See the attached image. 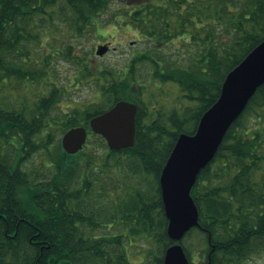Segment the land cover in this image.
I'll use <instances>...</instances> for the list:
<instances>
[{"label":"trees","instance_id":"16d2710c","mask_svg":"<svg viewBox=\"0 0 264 264\" xmlns=\"http://www.w3.org/2000/svg\"><path fill=\"white\" fill-rule=\"evenodd\" d=\"M112 1L0 0V264H163L175 242L161 170L178 135L195 132L227 73L264 39V0H129L114 10V22L139 33L151 51L94 66L72 40L97 26ZM171 48L176 62L155 56L169 58ZM59 58L77 67L70 81L93 85L85 103L53 113L64 96ZM157 77L175 84L185 103L148 118L143 97ZM119 100L137 105L135 138L115 150L89 122ZM77 126L88 137L70 154L60 139ZM122 173L137 183L122 189ZM191 196L199 225L178 241L191 264H243L255 254L264 264V82Z\"/></svg>","mask_w":264,"mask_h":264},{"label":"water","instance_id":"95a60500","mask_svg":"<svg viewBox=\"0 0 264 264\" xmlns=\"http://www.w3.org/2000/svg\"><path fill=\"white\" fill-rule=\"evenodd\" d=\"M104 52V45L96 50L98 55ZM263 82L264 39L227 73L217 100L202 114L195 132L178 135L159 176L162 202L168 219L167 234L175 242L166 248L163 264H191L178 242L188 230L199 225L198 209L191 189L200 170L214 157L231 123ZM136 112L135 103L119 100L91 118L90 129L101 135L111 149L132 146ZM87 136L85 127H72L63 133L61 146L67 153L74 154L83 147Z\"/></svg>","mask_w":264,"mask_h":264},{"label":"rangeland","instance_id":"374dc122","mask_svg":"<svg viewBox=\"0 0 264 264\" xmlns=\"http://www.w3.org/2000/svg\"><path fill=\"white\" fill-rule=\"evenodd\" d=\"M128 1L129 0H113L109 11L107 10L105 13H101L98 18H96L99 22L97 26L90 27L81 36H76L72 40L74 44H79L77 52L82 58L86 57V61L90 64L92 63L91 65L98 66L112 64L119 66L123 63L127 56L136 54L137 52L151 51V49H148V44L141 38L139 33L131 28L125 30V24L121 22L116 24V22H114V10L120 11V8ZM98 27H100L99 33L101 35L99 38L96 36V29ZM62 31L64 32V35L70 37L71 32L69 29L62 27ZM102 45L109 46L110 48L102 55H97L96 49ZM175 53L176 51L171 48L169 50V58L161 56L158 51L155 53V56L159 59L163 58V62L166 64L170 61L176 62L174 58H176L179 53ZM174 54L175 56H173ZM183 55L184 54H180V56ZM40 56V52H35L31 55V57L35 59ZM54 64H56L54 68L56 69L55 74L57 81L61 82L64 87V96L59 103L58 108L54 109L53 113L60 108L68 111L71 107L85 103L91 94V88L93 85L91 78L82 81L73 79L72 82L69 78L70 76L74 77L77 75V67H75L71 62L61 58H59ZM148 68L152 69V72L154 71V65L152 63L148 66ZM151 77H153V74ZM160 80V77H157L156 79L150 78L148 92L143 97L144 103L147 106L148 118L156 116L157 113H167L172 108L179 107L181 104L185 103L183 99H181V93L175 84L171 82H161ZM58 135L59 132H57V136ZM35 162H38L37 156L29 162V165H36L37 167L39 163ZM122 174L123 177H121L120 180L122 189L125 190L127 184L135 185L137 183L138 179L136 177H126L124 173ZM111 180H113L112 177H108V181L110 182ZM261 260V255L255 254L243 264H257Z\"/></svg>","mask_w":264,"mask_h":264}]
</instances>
